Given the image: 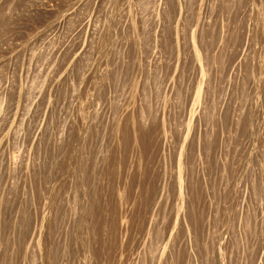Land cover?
I'll use <instances>...</instances> for the list:
<instances>
[{"label":"rangeland","instance_id":"obj_1","mask_svg":"<svg viewBox=\"0 0 264 264\" xmlns=\"http://www.w3.org/2000/svg\"><path fill=\"white\" fill-rule=\"evenodd\" d=\"M0 264H264V0H0Z\"/></svg>","mask_w":264,"mask_h":264}]
</instances>
